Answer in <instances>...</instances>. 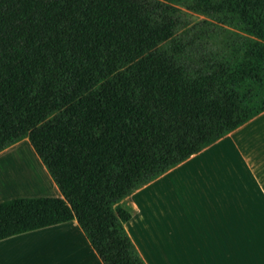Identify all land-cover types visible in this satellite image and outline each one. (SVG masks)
<instances>
[{
    "label": "trees",
    "instance_id": "1",
    "mask_svg": "<svg viewBox=\"0 0 264 264\" xmlns=\"http://www.w3.org/2000/svg\"><path fill=\"white\" fill-rule=\"evenodd\" d=\"M263 112L264 0H0V153L27 140L62 196L1 202L0 241L75 220L144 264L120 203Z\"/></svg>",
    "mask_w": 264,
    "mask_h": 264
},
{
    "label": "crops",
    "instance_id": "2",
    "mask_svg": "<svg viewBox=\"0 0 264 264\" xmlns=\"http://www.w3.org/2000/svg\"><path fill=\"white\" fill-rule=\"evenodd\" d=\"M21 144L0 153V203L62 198L30 145L32 167L18 180ZM120 204L144 264H264V112ZM0 264L102 262L73 220L0 241Z\"/></svg>",
    "mask_w": 264,
    "mask_h": 264
},
{
    "label": "rangeland",
    "instance_id": "3",
    "mask_svg": "<svg viewBox=\"0 0 264 264\" xmlns=\"http://www.w3.org/2000/svg\"><path fill=\"white\" fill-rule=\"evenodd\" d=\"M202 20V17L192 14V13H188L187 16L185 17V21H186V25L188 27H190L191 25H193L194 23L198 22ZM29 145V144H28ZM27 144H21L19 147H17L18 151H21L23 154V156L26 157V166L25 167H21V174L23 175H28L29 174V168L32 167V157L31 154H29V146ZM16 150V149H15Z\"/></svg>",
    "mask_w": 264,
    "mask_h": 264
},
{
    "label": "bare ground",
    "instance_id": "4",
    "mask_svg": "<svg viewBox=\"0 0 264 264\" xmlns=\"http://www.w3.org/2000/svg\"><path fill=\"white\" fill-rule=\"evenodd\" d=\"M18 170H19V169H18ZM20 172H21V171L19 170L18 180H20V178H22Z\"/></svg>",
    "mask_w": 264,
    "mask_h": 264
}]
</instances>
